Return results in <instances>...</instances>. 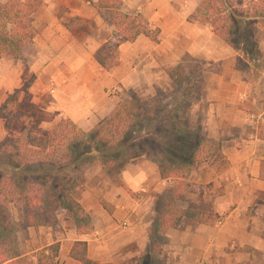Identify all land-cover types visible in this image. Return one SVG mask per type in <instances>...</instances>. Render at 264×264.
<instances>
[{"label": "crops", "instance_id": "1", "mask_svg": "<svg viewBox=\"0 0 264 264\" xmlns=\"http://www.w3.org/2000/svg\"><path fill=\"white\" fill-rule=\"evenodd\" d=\"M41 2L32 16L36 34L31 43L19 57L0 58V105L26 87L15 92L14 102L29 116L23 123L28 147L45 153L48 130L61 119L80 132L96 126L119 101L117 92L109 94L115 83L149 98L156 90L171 89L173 68L188 71L197 65L201 81L187 121L192 127L199 123L212 149L203 166L187 176L194 188L177 207L213 221L182 217L164 233L160 263L264 264V138L259 136L264 129V30L255 31L263 65L258 79L250 81L235 66L236 53L192 17L200 0H121L123 13L136 12L158 29L156 43L142 35L132 42L115 36L103 13L84 0ZM106 42L117 51L110 71L93 60ZM2 123L0 140L6 136ZM118 182L109 181L97 163L84 166L70 197L88 215L91 231L78 233L58 210L41 226L16 228L18 256L36 264L35 253L55 244L54 264H79L69 252L74 242H84L86 258L95 264L138 259L153 219V200L169 181L139 157L119 170ZM11 216L18 223L20 208Z\"/></svg>", "mask_w": 264, "mask_h": 264}, {"label": "trees", "instance_id": "2", "mask_svg": "<svg viewBox=\"0 0 264 264\" xmlns=\"http://www.w3.org/2000/svg\"><path fill=\"white\" fill-rule=\"evenodd\" d=\"M84 1L101 11L114 35L124 41L132 42L142 35L158 42V29L150 28L136 12L123 13L121 0ZM41 3L0 2V58L19 57L31 43L36 34L32 16ZM192 17L210 26L216 37L236 53L235 66L248 80L258 79L263 60L255 31L264 30V0H200ZM93 60L103 70H110L115 63L111 45L106 42L99 46ZM168 77L172 88L156 90L146 100L127 90L110 114L86 132L78 131L68 119L59 120L48 130L45 153L28 147L29 135L23 123L29 116L15 106V92L26 87L3 101L0 120L6 136L0 140V264H31L26 257L18 256L10 205L20 208V226H41L62 210L78 233L91 231L88 215L70 192L81 169L93 163L101 167L109 181L120 185L119 170L129 161L144 157L154 164L160 179L169 181L153 200L154 214L143 254L123 264H161L164 233L182 217L204 224L213 221L207 214L177 207L186 191L194 188L186 183L187 176L203 166L212 149L199 123L192 127L187 121L194 90L201 81L199 67L192 66L188 71L175 67ZM261 131L263 135L259 136L264 138V129ZM56 250L53 244L37 251L36 264H54ZM69 257L79 264H95L86 258L84 242H74Z\"/></svg>", "mask_w": 264, "mask_h": 264}, {"label": "rangeland", "instance_id": "3", "mask_svg": "<svg viewBox=\"0 0 264 264\" xmlns=\"http://www.w3.org/2000/svg\"><path fill=\"white\" fill-rule=\"evenodd\" d=\"M71 25H74L75 24V21L74 20H70V22H69ZM110 45H111V47L113 48V50H114V52H115V58H116V56H117V51H116V47H115V45H113V43H109ZM116 63V62H115ZM114 63V64H115ZM111 70V69H110ZM110 70H108V71H110ZM169 85H171V87L170 88H172V83L170 82V84ZM114 86H117V88H119V91H117V94L116 95H118L119 96V101L122 99V98H124L125 97V90H123L122 88H120L121 86H120V84H118V83H115V84H113L112 85V87H110V88H114ZM109 88V89H110ZM169 90V89H168ZM151 97V96H150ZM149 97V98H150ZM140 98V97H139ZM141 100H146V99H148V98H140ZM18 210H19V208L17 207V206H13V207H11L10 208V212L12 213V214H17V212H18ZM20 226V221L18 222V223H16V228L17 227H19Z\"/></svg>", "mask_w": 264, "mask_h": 264}, {"label": "built area", "instance_id": "4", "mask_svg": "<svg viewBox=\"0 0 264 264\" xmlns=\"http://www.w3.org/2000/svg\"><path fill=\"white\" fill-rule=\"evenodd\" d=\"M117 89H118L117 87L112 88L111 90H109V94L114 95L117 92Z\"/></svg>", "mask_w": 264, "mask_h": 264}]
</instances>
